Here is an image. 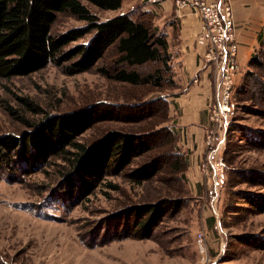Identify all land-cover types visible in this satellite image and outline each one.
<instances>
[{
	"label": "rangeland",
	"instance_id": "1",
	"mask_svg": "<svg viewBox=\"0 0 264 264\" xmlns=\"http://www.w3.org/2000/svg\"><path fill=\"white\" fill-rule=\"evenodd\" d=\"M131 1L122 0L121 7L113 10L84 3L105 20L126 12ZM84 24L67 12L57 13L52 31L60 33ZM90 36L69 46L86 42ZM114 60V50L110 49L93 68L73 75L49 64L26 76L0 78V137L28 131L25 122L34 124L48 114L66 113L95 102L100 110L113 107L112 117L94 123L77 137L78 141L91 144L110 129L150 135L146 153L118 173L105 175L87 195L74 192L70 196L65 192V199L57 194L64 185V180L60 184L61 171L68 170L67 162L59 156L20 178L21 170L8 176L2 173L0 264H264V211L254 210L234 195L238 189L264 193L261 185L241 179L245 175L241 169L264 170V141L253 146L239 136V131L225 132L217 156L222 164L217 173L218 196L211 201L212 169L200 167L206 154L204 136L202 149L191 165L190 152L179 144L177 114H172L170 108L175 92L112 81L96 69L102 64L113 69ZM161 96L168 100V110L161 100L148 102ZM19 97L28 98L37 108L30 109ZM10 109L17 113L11 114ZM236 114L239 124L264 130V118L236 113L233 106L231 117ZM207 115L209 119L208 111ZM210 127L209 121L204 134ZM150 160H156L158 168L148 180L137 183L126 175L127 169ZM104 180L116 183L118 188H111ZM162 197L179 198L182 204L162 216L154 230L156 238L125 237L101 242L109 234L105 226L109 219L128 204ZM232 204L238 206L229 210ZM199 232L203 233L205 251L198 247ZM240 234L256 235L261 247L241 242Z\"/></svg>",
	"mask_w": 264,
	"mask_h": 264
},
{
	"label": "trees",
	"instance_id": "2",
	"mask_svg": "<svg viewBox=\"0 0 264 264\" xmlns=\"http://www.w3.org/2000/svg\"><path fill=\"white\" fill-rule=\"evenodd\" d=\"M84 2L100 10H113L120 8L122 0H0V78L8 80L14 76H26L49 64L73 75L93 68L112 49L115 54L113 69L104 64L96 68L104 77L132 86L147 85L174 92L178 89L165 34L153 24L148 11L138 8L100 20ZM66 12L85 24L54 33L52 26L56 14ZM87 34L91 36L86 42L69 46ZM19 99L30 109L37 108L28 98ZM157 100H161L168 110L169 103L164 96L148 102ZM107 104L119 106L117 103ZM232 104L236 113H252L264 118V33L260 34L248 68L235 88ZM96 105L99 103L66 113L48 114L37 123L25 122L30 129L20 135L1 136L0 177L2 173L8 176L21 170L17 177L20 178L21 174L32 168L39 169L53 156H59L67 162L68 170L61 171L60 184L64 180L65 191L63 185L57 194L71 196L78 192L87 195L105 175L118 173L149 150L150 135L118 129L107 130L91 144L78 141L77 137L94 123L111 119L113 107L100 110ZM10 113L16 114L17 111L10 109ZM236 119L237 114L230 119L229 134L239 131V136L253 146L264 141V130L245 127ZM168 132L172 133V130ZM157 168L156 160H150L127 169L125 173L133 181L141 183L151 178ZM243 171L242 181L264 187V170L251 167L241 169ZM104 184L118 188L110 180H104ZM234 195L238 196L239 202L264 211L263 192L238 189ZM180 204L176 197L130 203L109 219L105 225L109 234L101 242L125 237L156 238L154 230L162 216ZM237 206L232 204L229 210ZM255 236L240 234L238 239L261 247Z\"/></svg>",
	"mask_w": 264,
	"mask_h": 264
},
{
	"label": "crops",
	"instance_id": "3",
	"mask_svg": "<svg viewBox=\"0 0 264 264\" xmlns=\"http://www.w3.org/2000/svg\"><path fill=\"white\" fill-rule=\"evenodd\" d=\"M225 1L230 3L234 14L240 81L260 34L264 33V0ZM128 8L126 12L138 8L148 11L153 24L165 34L172 54L174 80L178 85L170 108L172 114H177L179 144L190 152L193 165L192 161L197 160L202 149L204 132L209 124L207 104L212 99L216 78L213 67L202 64L201 48L195 43L201 20L191 10L178 9L174 0H132Z\"/></svg>",
	"mask_w": 264,
	"mask_h": 264
},
{
	"label": "built area",
	"instance_id": "4",
	"mask_svg": "<svg viewBox=\"0 0 264 264\" xmlns=\"http://www.w3.org/2000/svg\"><path fill=\"white\" fill-rule=\"evenodd\" d=\"M174 4L178 9H188L199 16L201 26L195 43L201 48L202 64L212 66L216 75L213 96L207 104L211 127L204 134L206 154L200 161L201 169H212V201L218 196L217 173L222 170L217 156L225 142L240 75L234 14L230 3L225 0H174ZM198 236V247L205 251L203 233L199 232Z\"/></svg>",
	"mask_w": 264,
	"mask_h": 264
}]
</instances>
